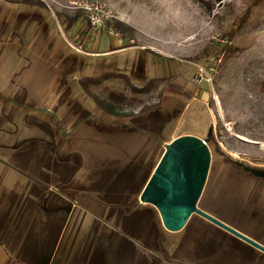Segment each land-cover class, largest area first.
<instances>
[{"label": "rangeland", "instance_id": "374dc122", "mask_svg": "<svg viewBox=\"0 0 264 264\" xmlns=\"http://www.w3.org/2000/svg\"><path fill=\"white\" fill-rule=\"evenodd\" d=\"M38 1L0 0V93L7 100L17 94L15 108L35 114L16 123L18 131L31 128L20 139L40 136L55 118L85 160L80 186L96 191L103 181L87 183L85 175L107 169L110 194L128 206L165 144L204 141L210 162L197 207L264 248V0H98L121 24L115 38L92 32L71 7L77 0ZM106 73L127 75L137 89L151 80L154 87L139 95L121 80L106 81L96 93L109 89L132 100L122 115L109 116L79 86ZM54 95L63 113L52 108L42 120L40 108ZM151 222L142 219L146 248H154L147 246ZM230 237L193 215L184 231L164 235L161 248H171L173 264L193 262L198 247L206 264H249Z\"/></svg>", "mask_w": 264, "mask_h": 264}, {"label": "crops", "instance_id": "0c3cea01", "mask_svg": "<svg viewBox=\"0 0 264 264\" xmlns=\"http://www.w3.org/2000/svg\"><path fill=\"white\" fill-rule=\"evenodd\" d=\"M50 80H54L53 76ZM23 95L28 98L26 93ZM16 97L17 94L7 100L0 93V264H173L171 248L164 252L162 239L166 233L184 231L191 218L181 230L172 232L164 227L153 205L140 201L165 150L154 163L133 204H127L130 213L154 211L150 216L154 222L149 223L147 244L154 248H146L141 244L147 238L149 226L143 225L141 218L133 216L126 233L113 221L111 214H116L122 206L111 204L109 183H104L110 176L85 175L87 183L95 178L103 181L95 191L87 184L80 186L83 167L70 172L79 154L78 142H73L72 136L64 137V125L54 118L45 127L42 125L38 138L24 136L20 139L19 135L30 132L31 128L18 131L16 123L35 114L20 113V106L15 108ZM59 97L52 96L50 104L40 108L44 111L42 120L52 108L57 117L63 113V104L54 102ZM34 109L39 110V107ZM228 239L249 255V264H264V253L233 235ZM220 244L214 243L215 246ZM203 250L198 247L199 253L194 254L193 262L189 259L185 264H206L208 258L201 254ZM210 260L213 263L207 264H217L215 258Z\"/></svg>", "mask_w": 264, "mask_h": 264}, {"label": "water", "instance_id": "95a60500", "mask_svg": "<svg viewBox=\"0 0 264 264\" xmlns=\"http://www.w3.org/2000/svg\"><path fill=\"white\" fill-rule=\"evenodd\" d=\"M164 150L140 196L142 203L158 210L164 227L177 232L197 215L264 253L263 247L197 207L210 162L204 141L181 137L165 144Z\"/></svg>", "mask_w": 264, "mask_h": 264}, {"label": "trees", "instance_id": "16d2710c", "mask_svg": "<svg viewBox=\"0 0 264 264\" xmlns=\"http://www.w3.org/2000/svg\"><path fill=\"white\" fill-rule=\"evenodd\" d=\"M19 1V3H24V4H36L40 2L38 0H15ZM262 0H254V4L255 3H259ZM256 5V4H255ZM249 14V12H248ZM247 17V15H246ZM78 16H75L73 18H70L66 29H70L73 24L77 21ZM114 28H116L117 30L121 29V24L119 23V21H116L114 23ZM131 30V28H129ZM121 80L124 86V89L126 90H130L131 92L135 93V94H139V95H145L150 93V91L153 89L154 87V82L153 80L149 81L147 84H145L142 88L137 89L135 88L130 79L128 78L127 75L125 74H118V73H113V74H103L101 76L98 77H85L80 79L79 81V86L83 92V94L85 96H87L89 99H91L95 106L97 107V109L99 111H101L102 113L109 115V116H120L122 115L121 111L122 108L124 106H126L127 104L131 103V99H129L124 92H117V91H113V90H109L106 89L104 90V94H100V93H96L95 89L97 88H101L103 86V84L106 81H110V80ZM84 114L86 112H83ZM75 158H77L76 160H73L72 163V167L70 170V172H74L76 169L79 170L83 167V160L82 157L80 156H75ZM133 169V168H132ZM135 171V170H133ZM100 174H107L108 176L110 174L107 173V169L105 170H100L99 172ZM150 174V173H149ZM148 174V176H149ZM120 174L117 173V176L113 179V181H119L120 180V176H118ZM148 176L146 177V179L143 182V185L145 184ZM110 181V177L109 179H105V184ZM110 185V183H109ZM111 204L113 205H121L122 207H120L119 211L116 212V214H114L115 217V221H116V226H120V229L123 233H126V229H127V225L129 220L133 217L136 216V218H149V216H151L152 214H154V211L152 209H147V210H143V211H138V212H133L130 213V209L127 206L126 203V198H119V196H115V195H111ZM107 196L104 197V199L106 200ZM203 221V219H202ZM121 223V224H119Z\"/></svg>", "mask_w": 264, "mask_h": 264}, {"label": "built area", "instance_id": "2783aa9c", "mask_svg": "<svg viewBox=\"0 0 264 264\" xmlns=\"http://www.w3.org/2000/svg\"><path fill=\"white\" fill-rule=\"evenodd\" d=\"M71 7L81 12L92 32L104 33L114 38L119 36L114 28L117 16L107 3L98 0H77L72 2Z\"/></svg>", "mask_w": 264, "mask_h": 264}]
</instances>
